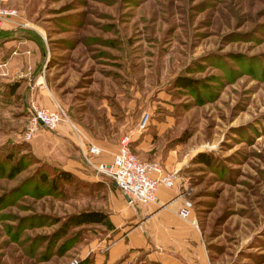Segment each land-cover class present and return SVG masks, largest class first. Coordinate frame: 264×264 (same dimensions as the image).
Here are the masks:
<instances>
[{
  "label": "rangeland",
  "instance_id": "obj_1",
  "mask_svg": "<svg viewBox=\"0 0 264 264\" xmlns=\"http://www.w3.org/2000/svg\"><path fill=\"white\" fill-rule=\"evenodd\" d=\"M1 7L15 16L0 30V43L14 41L0 46V80L22 87L0 111V264H93L94 253L107 255L113 245L104 226L72 221L105 209L110 181L71 169L74 181L49 186L72 152L55 138L61 130L117 147L124 135L146 136L147 162L175 172L192 201L210 264H264V0H7ZM39 76L53 108L23 90ZM182 77L195 86L176 88ZM27 105L61 113L55 132L40 129L23 141ZM199 153L212 164L194 163ZM170 155L183 166L166 165Z\"/></svg>",
  "mask_w": 264,
  "mask_h": 264
},
{
  "label": "crops",
  "instance_id": "obj_2",
  "mask_svg": "<svg viewBox=\"0 0 264 264\" xmlns=\"http://www.w3.org/2000/svg\"><path fill=\"white\" fill-rule=\"evenodd\" d=\"M12 42L14 41H5L0 43V46L4 48L5 45L7 46ZM28 53L30 52L28 51ZM13 54H17V52H13ZM5 64L8 73L10 67L7 68V65L9 66V62H5ZM31 75L28 74L25 78H31ZM32 81L35 82L25 84V89H23L28 94L30 102L35 101L42 107L53 108L42 76H39L38 79L33 78ZM0 82V98L3 99L5 96L8 98L5 101H0V111H2L11 107L9 105L11 104L10 98L22 86L17 87L16 83L6 79L0 80ZM13 84L15 88L12 93L8 91V88ZM27 106L29 108V105ZM42 131L45 130L42 129ZM62 131L56 132L55 138L60 139V142L68 147H66L67 149L72 150L63 163L62 169L65 171L71 172V169H74L76 173H80L77 172V169L88 171L81 160L82 152L86 151V144L94 145L102 151V156L98 159L102 162H110L118 151L116 144L111 145L104 140L93 141L84 131L81 133L77 129L81 134L79 140ZM131 148L140 160L151 161L149 155L153 148L146 136L135 137ZM171 157L170 155L165 161L166 165L171 164V169L178 170L183 166L184 161H175ZM164 170L169 171L165 166ZM94 177L97 179L96 176ZM111 187L107 206L101 212L108 215L112 225V229L108 232L114 233L116 237L107 255L102 249L100 250L101 256L94 253L93 264H117L116 262L120 261L121 257L129 259L137 254L145 256V264H210L199 229H196L190 221L183 220L178 216L179 208L183 202V198L178 196V187L168 189L160 186L157 189L158 204L150 206L130 204L116 187Z\"/></svg>",
  "mask_w": 264,
  "mask_h": 264
},
{
  "label": "built area",
  "instance_id": "obj_3",
  "mask_svg": "<svg viewBox=\"0 0 264 264\" xmlns=\"http://www.w3.org/2000/svg\"><path fill=\"white\" fill-rule=\"evenodd\" d=\"M7 0H0V30L8 23L13 24L15 12L1 7ZM29 116L23 131V141L30 142L35 133L40 130L55 132V128L61 121V113L29 107ZM146 122L139 125L138 130L145 129ZM74 128V126L72 125ZM131 135L121 137L117 153L110 162L98 160L102 151L89 145L85 152H82V161L86 168L95 176L105 178L116 187V189L128 200L130 204L150 206L158 204L157 189L163 186L168 189L177 187V175L175 172L165 171L158 162L141 161L132 151ZM178 196L183 198L179 208L178 216L198 229L193 218V203L184 197L179 191ZM77 263V262H75Z\"/></svg>",
  "mask_w": 264,
  "mask_h": 264
},
{
  "label": "trees",
  "instance_id": "obj_4",
  "mask_svg": "<svg viewBox=\"0 0 264 264\" xmlns=\"http://www.w3.org/2000/svg\"><path fill=\"white\" fill-rule=\"evenodd\" d=\"M175 84H176L175 85L176 88L187 90L194 87L196 82L193 81L192 79L182 77V78H177L175 80ZM14 88L15 85L13 84L8 88V91L13 93ZM193 162L200 165L210 166L212 164V158L208 154L199 153L196 155ZM59 181L72 182L74 181V175L68 171L60 169V171H58L57 176L50 181L49 186H51V188L52 187L55 188V186L57 185V183H59ZM72 221L74 226L77 228L85 225H102L107 230L112 229V225L109 221L108 215L101 211H86L79 213L72 217Z\"/></svg>",
  "mask_w": 264,
  "mask_h": 264
}]
</instances>
